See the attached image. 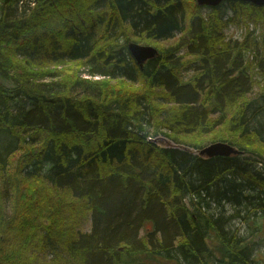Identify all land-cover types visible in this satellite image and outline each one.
I'll list each match as a JSON object with an SVG mask.
<instances>
[{"label": "trees", "instance_id": "trees-1", "mask_svg": "<svg viewBox=\"0 0 264 264\" xmlns=\"http://www.w3.org/2000/svg\"><path fill=\"white\" fill-rule=\"evenodd\" d=\"M58 1L0 0V264H252L244 240L208 210L264 208V172L240 162L241 153L264 162V84L252 92L264 72V5L220 4L262 26L239 43L225 39L220 5L204 18L196 0ZM58 21L61 40L39 26ZM130 35L158 50L142 67ZM63 63L107 87L62 77ZM191 65L199 72L184 78ZM158 132L240 153L157 148L147 134ZM79 212L90 215L88 231L67 225ZM135 241L147 261L133 257Z\"/></svg>", "mask_w": 264, "mask_h": 264}, {"label": "rangeland", "instance_id": "rangeland-1", "mask_svg": "<svg viewBox=\"0 0 264 264\" xmlns=\"http://www.w3.org/2000/svg\"><path fill=\"white\" fill-rule=\"evenodd\" d=\"M91 1H93V0H82L81 6L85 5V7H86L87 3L91 2ZM58 2H62V5H64L68 1L67 0H59ZM35 4H36V2L31 3L30 9H32L35 6ZM217 8L219 11L218 15H219L220 21L226 23V26L223 29L224 36H225L226 40H228V39L237 40L239 43H241L244 36H246L248 34L249 35H251V34L259 35L260 32L262 31V26L260 23L257 25H255L253 23H249L248 27H246L245 24L243 23V21L241 20V17L236 15L234 13V11L230 10L228 7H225L224 4L218 6ZM48 10L51 12L53 10V8L49 7ZM189 10L192 12L194 9L191 7ZM210 10H211V7L203 6L201 8L202 16L204 18H208ZM74 17H78L77 12L75 13ZM43 23L44 22L40 23V25H39L40 27H42V30L46 31L48 35L49 34L52 35V33H53L54 35L52 37H54L56 40H61V36L58 34L59 32L57 31V29H61L58 26L59 21L56 22L55 24L49 23L48 25L43 24ZM40 27L37 29L40 30L41 29ZM38 30H36V32H38ZM186 30H188V29H186ZM185 31H183L184 34L181 33L180 35L175 37V39L181 38V36H185ZM20 36H22L21 39H23L24 36L22 33L20 34ZM186 38H187V40H189L187 35H186ZM130 41L135 42V38L131 35L128 38V42H130ZM173 41H174V39L169 40V41H164V42L160 41V43L163 45H168V44L172 43ZM140 44L152 45L155 47V45L148 43V42H145V40L143 42H141ZM188 47H189V41H187V46L182 47L181 51L179 53H177V55L178 54H184L185 52H187ZM255 53H256V49L253 52H250V54H251L250 58L251 59L254 58ZM185 55H187V54H185ZM191 55H193V54L187 55L186 58L187 59L190 58ZM245 55L247 56L248 53L246 52ZM58 68L63 74L62 77L66 76L65 78H71L72 77L71 75L75 73L81 79L95 80L97 82L98 86L107 87V83L102 82L103 77H100L99 75L94 76V77L90 76L89 73L86 71V68H84L83 66H81L80 69H78L79 66H77V65L71 66L70 64H64L63 63V64H58ZM192 72L196 73V72H199V70L197 69V67H194V65H191L190 67L183 68V70L181 71V75L184 78H186V77L190 76L192 74ZM79 73H81V74H79ZM255 76H256V81H258V82L255 83V85L253 87V90H252L253 95H257L259 93V90H260L259 89V83L264 84V72H263V70L259 69V73H256ZM109 83L112 85L119 84L117 80H109ZM262 121L263 120H261V122ZM148 137L152 138V142L155 144V146H158L157 148H172V149L176 148L177 149L179 147V148H182L184 150L191 151L194 154H197L196 151L201 149V147L193 146V144L191 145V143L176 142L173 138H170L168 135H162L159 132L157 134L156 133H149V134H147V138ZM196 137L197 136H192V139L197 141L198 139ZM208 144H210V143L207 142L205 145H202V147H204ZM246 155H248V154L247 153H241L240 154L241 164H243L245 166V168H247L248 171H250V172H258V178H259V171L264 172V162L262 160L259 161V159H254V158L245 159V157H243V156H246ZM199 156H201V155H199ZM201 157L205 158L206 156L203 155ZM188 198L190 200L192 199L190 196L185 197L184 203L187 205L189 204ZM193 200L195 201L199 212L202 214L203 213L202 206H205L204 212L207 214L208 206L206 205V202H204L202 199H200V197H197V196ZM210 205L211 206H210V209L208 210V213H213L214 217L222 215L225 218V220L223 221L224 224H223V226H221L223 231H225L227 233V230H230L227 233L228 235H230V236L235 235L237 238H239V239L241 238L244 240L243 244L247 245L246 251L248 252V258L250 260H252V264H264V208L258 209V211H255V209H251L250 211L247 212V209L242 210L241 209L242 207H238V206H235V208H237V209H235L232 204L225 202V201L223 203H221L220 205H217L216 203H211ZM235 210H237V211H235ZM76 220H77V222H76ZM70 224H73V227H76L78 230L88 231L90 229V215L88 216V213H86V212H79L69 222L67 221V225H70ZM211 236L213 238V243L208 238L204 239V242H205L206 246H208V247H211L212 245L218 243V240L215 237V234L212 233ZM18 237L21 238L19 233H18ZM180 238H182L184 240V238L182 236ZM178 240H179V237H178L177 241ZM135 242H136V244L134 245L135 249H133L134 250L133 251V254H134L133 257L136 256L137 259L140 258V260H142V261H147L148 259L145 257V254L139 252V250L143 249V245L141 243H139L138 241H135ZM208 247H207V249H208ZM241 258L244 259V256H242ZM188 259H190V258H188ZM190 260H192V264H197L193 259H190ZM227 261H228V259H224L223 261H218L217 264H239L238 261L228 262V263H227ZM170 262L167 264H175L173 261H170ZM183 264H189V263L183 262Z\"/></svg>", "mask_w": 264, "mask_h": 264}, {"label": "water", "instance_id": "water-1", "mask_svg": "<svg viewBox=\"0 0 264 264\" xmlns=\"http://www.w3.org/2000/svg\"><path fill=\"white\" fill-rule=\"evenodd\" d=\"M225 0H196L198 5H205L210 7H215ZM248 1L255 5H264V0H239ZM128 51L130 52L133 59L140 67L143 66L147 59L153 58L158 54V50L152 45H142L136 42L130 41L127 43ZM198 155H205L208 158L215 156L228 157L230 155L239 154L240 151L233 145L227 142H212L203 148L197 150Z\"/></svg>", "mask_w": 264, "mask_h": 264}]
</instances>
